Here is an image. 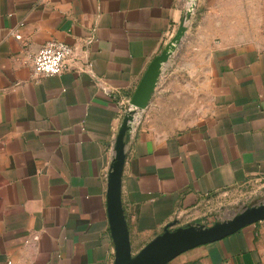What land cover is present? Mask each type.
<instances>
[{"label":"crops","instance_id":"0c3cea01","mask_svg":"<svg viewBox=\"0 0 264 264\" xmlns=\"http://www.w3.org/2000/svg\"><path fill=\"white\" fill-rule=\"evenodd\" d=\"M184 3L0 0V264H114L115 140ZM51 39L73 47L68 67L35 78ZM123 154L133 255L200 199L264 178V0H197ZM166 264H264V219Z\"/></svg>","mask_w":264,"mask_h":264},{"label":"water","instance_id":"95a60500","mask_svg":"<svg viewBox=\"0 0 264 264\" xmlns=\"http://www.w3.org/2000/svg\"><path fill=\"white\" fill-rule=\"evenodd\" d=\"M189 19V13L183 15L176 34L163 48L162 52L149 63L129 100L130 108L123 116L119 133L115 140L114 157L110 163L107 177V206L110 231L114 244V264H166L175 256L190 248L216 241L246 225L264 219L263 202L209 228L190 226L184 229L169 230L166 226L160 235L148 242L138 253L133 255L130 251L128 233L119 196L120 174L124 162L123 145L131 129V124L128 123V115L134 114L131 113L133 110H141L146 106L161 65L167 61L169 54L183 34ZM126 128L129 131L126 132Z\"/></svg>","mask_w":264,"mask_h":264},{"label":"rangeland","instance_id":"374dc122","mask_svg":"<svg viewBox=\"0 0 264 264\" xmlns=\"http://www.w3.org/2000/svg\"><path fill=\"white\" fill-rule=\"evenodd\" d=\"M138 111L136 109L131 112L134 113L132 125L136 120ZM129 117L133 118V115ZM263 202L264 178H255L244 184L221 190L209 197L200 199L192 208L187 209L182 214V219L178 221V223L180 222L179 225L173 228L184 229L190 226L209 228Z\"/></svg>","mask_w":264,"mask_h":264},{"label":"built area","instance_id":"2783aa9c","mask_svg":"<svg viewBox=\"0 0 264 264\" xmlns=\"http://www.w3.org/2000/svg\"><path fill=\"white\" fill-rule=\"evenodd\" d=\"M196 2L197 0H185L184 14L189 13L191 17ZM73 52V47L63 41L54 39L47 40L46 42L41 44V46L32 57V75L35 78H39L61 73L62 71L67 69V60L73 54ZM88 67L89 66L87 65V68Z\"/></svg>","mask_w":264,"mask_h":264},{"label":"bare ground","instance_id":"6f19581e","mask_svg":"<svg viewBox=\"0 0 264 264\" xmlns=\"http://www.w3.org/2000/svg\"><path fill=\"white\" fill-rule=\"evenodd\" d=\"M130 115H133V114H129V115H128V119H129V120H128V123H129V124H131V121H132V119H133L132 117H129ZM127 131H129V129L126 128V132H127Z\"/></svg>","mask_w":264,"mask_h":264}]
</instances>
